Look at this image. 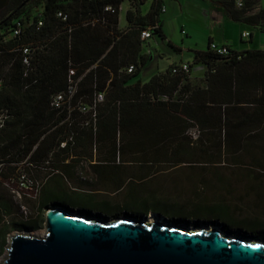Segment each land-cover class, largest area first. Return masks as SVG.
Listing matches in <instances>:
<instances>
[{
    "label": "trees",
    "instance_id": "1",
    "mask_svg": "<svg viewBox=\"0 0 264 264\" xmlns=\"http://www.w3.org/2000/svg\"><path fill=\"white\" fill-rule=\"evenodd\" d=\"M124 1L9 0L4 8L0 256L11 232L38 228L45 220L44 209L53 205L79 207V213L88 215L117 208L113 214L156 212L197 226L202 220H218L234 229H242L237 224L250 218L256 221L251 226L259 228L253 233L264 235L260 175L251 170L237 181L221 167L224 162L249 160L251 169H264V49L230 48L227 55L209 47L196 50L193 65H206L197 81L191 80L192 72H172L173 64L142 82L140 74L148 60L144 52L148 39L142 38V31L150 28L153 36L166 39L161 1L153 0L144 12L147 0H130L122 27ZM243 1V7L237 0L220 3L232 20L264 30L261 0ZM108 5L113 10H106ZM59 10L68 13L67 20L57 16ZM39 21L43 25L38 26ZM17 28L20 33L14 35ZM23 45L32 48L30 65L23 63ZM131 64L135 68L129 72ZM59 93L65 98L55 107L52 101ZM195 127L197 139L188 134ZM81 159L96 161L91 164L96 178L78 177L83 187L71 189L68 179ZM202 163L216 167L198 165ZM203 168L212 169L216 180L212 190L198 193L197 187L208 185L198 177L196 195L186 197L183 181ZM22 176L33 182L43 178L36 209L23 222L14 219L13 202L2 189L5 182ZM221 187L229 189V196ZM234 192L239 197H231ZM21 213L29 217L27 211Z\"/></svg>",
    "mask_w": 264,
    "mask_h": 264
},
{
    "label": "water",
    "instance_id": "2",
    "mask_svg": "<svg viewBox=\"0 0 264 264\" xmlns=\"http://www.w3.org/2000/svg\"><path fill=\"white\" fill-rule=\"evenodd\" d=\"M154 214L108 220L49 206L45 235L16 232L0 264H264V241Z\"/></svg>",
    "mask_w": 264,
    "mask_h": 264
},
{
    "label": "crops",
    "instance_id": "3",
    "mask_svg": "<svg viewBox=\"0 0 264 264\" xmlns=\"http://www.w3.org/2000/svg\"><path fill=\"white\" fill-rule=\"evenodd\" d=\"M152 1L147 0L142 6L144 12L149 10ZM220 1L167 0V11L161 14V28L166 39L159 36L148 39L144 49V52L148 54L146 66L142 69L144 75L151 79L153 75L166 71L173 64L191 62L194 60L195 51L207 49L212 41L227 44L237 51L264 49V42L260 43L261 40L264 41V30L261 31L263 37L257 42L259 46H246L244 40L246 37L243 36V33L249 31L251 33L250 42L253 43L255 35L245 23L232 20ZM123 3L127 4V12L131 7V2L125 0ZM261 3L264 7V0H261ZM120 25L126 26V16L124 24L120 23ZM183 31L185 32L183 33ZM169 41L179 47L180 51L174 50ZM184 52H189L191 56H183ZM200 73L194 72L192 78L199 76Z\"/></svg>",
    "mask_w": 264,
    "mask_h": 264
},
{
    "label": "rangeland",
    "instance_id": "4",
    "mask_svg": "<svg viewBox=\"0 0 264 264\" xmlns=\"http://www.w3.org/2000/svg\"><path fill=\"white\" fill-rule=\"evenodd\" d=\"M6 6H4L3 8L0 9V17L5 13L4 8ZM126 8H127V4L123 3L122 11H121V14H120V23L121 24H124V21H125ZM249 27H250L251 31L253 32V34L255 35V39H254V43H253V42H250V40H251L250 37H246L244 39L245 42H246L245 45L246 46H249V45L257 46L258 45L257 42L259 41V39L261 40V37H263L262 32H261L262 30L258 29V28H255L253 26H249ZM261 42H264V41L261 40L260 43ZM199 46H200V44H199ZM260 49H263V48H260ZM183 56H185V57L186 56H191V54L189 52H184ZM140 78L144 82H148L150 80L149 77L144 75L143 70L141 71ZM195 78H192L191 80L192 81H197L198 79H200V77H197V76H195ZM2 117H3V114H0V120L2 119ZM25 161H23L22 163H25ZM248 161L249 160H246L243 164L224 162L222 165H225V166H221V167H226L225 171L227 173H229V174H233L236 179H239L237 181L245 179L247 176H249V173L252 170V173H254L256 175H260L262 181L264 182V169L259 168V169H254L253 170V169H251L252 165L248 164L249 163ZM42 165H44V164H41V166ZM198 165H202V167H210V168L216 167L215 166L216 164H203L202 163V164H198ZM212 169L209 170V169H204L203 168L202 170H200L198 172L195 171V174L190 175L193 178L187 177L186 182L183 181L181 186H184L185 189L187 190V191H185L186 197L195 196L196 195L193 192V189H195V185L196 184L197 185L200 184L198 177H200L202 182L205 180L208 183V185H205V184L202 183V186H201L202 189H201L200 186L197 187V189L198 188L200 189L198 193H201V192L203 193L204 191L210 192V190H212V188H210V186H211V184L215 183V181H216L215 179L212 178V172H211ZM41 171L45 172V169L44 170H40L39 171L40 174H41ZM253 171H255V172H253ZM87 173H88V175H90L92 177V179L96 178V174L94 173V171L91 168L87 170ZM28 177L29 176H27L25 179H23V176L20 177V179L24 181L23 183L20 182V179L19 180L14 179L13 181H11V183L5 182L4 183V187L2 188L4 190V192L6 193L8 199L12 200V202H13V208H14V211H15L14 214H13L14 219L18 220V221H22V222L23 221H28L30 219V214L34 213V210L36 209L35 201L39 197V189H40V186L43 183V178L41 179V178L37 177L36 180L33 182L32 180L28 179ZM18 181L20 182V184L19 183L17 184ZM68 184H69L71 189H73V188H78L79 189L82 186L81 182L78 179L76 171L74 172L73 177L71 178V180L68 179ZM170 185L171 184H169L168 187ZM237 187H239V186H237ZM177 188H179V187H177ZM233 189L236 190L235 188H233ZM220 191H222L225 196H229V193H230L229 189H224V188L221 187ZM233 194H235V195H232L231 197H239V194L237 192H234ZM102 195H105V197H107L109 194H102ZM237 200H239V199H237ZM236 202H238V201H236ZM66 208L71 210V211H73V212L79 213L78 212L79 211V207H74V206L68 205ZM21 209L27 211L29 217L28 216L25 217V215H27V214L23 215L24 213H21ZM113 210H120V209L119 208H117V209H100V211L102 212L103 215H98V213L96 212V213H93L92 215H89V216H93V217H96V218L103 217V218H107L108 220H114L116 218L123 217V216L124 217H127V216L136 217L138 219H141V218L144 217L143 215L138 216V215H134V214H122V213L121 214H116V213L113 214ZM118 212H120V211H118ZM80 214L88 215L86 213H80ZM45 215H46V209H44V216ZM168 220L170 222L177 223V224H185L183 222H175V221H172L170 219H168ZM239 220H241V219H239ZM45 221H46V216H45V220L42 222V224H40L38 226V228H36V229H23V230L30 231L33 234H36L38 236H43L46 233ZM206 221L207 220H202V223H200V225H198V226H202V225L203 226H212V227H216L217 226L218 228H220L223 231H226L229 234L240 235V236H243L245 238L252 239V240L264 241V235H261L262 237H259V236H257L258 234L253 233V231H256L259 228H253L251 226V224H254V222H256V221L255 220H251L250 218H244V220H241L237 224L244 230L238 229V228H235V229L231 228V227L225 225L224 222H221V221H218V220H210V221H207V222ZM187 225H191V226H194V227L197 226V225H195L194 222H190ZM19 231L20 230H14L13 232L10 233L9 238H8L7 247L9 246V243H10V237L12 235H14L16 232H19ZM6 255H7V251L5 250V252L0 256V262L6 257Z\"/></svg>",
    "mask_w": 264,
    "mask_h": 264
},
{
    "label": "built area",
    "instance_id": "5",
    "mask_svg": "<svg viewBox=\"0 0 264 264\" xmlns=\"http://www.w3.org/2000/svg\"><path fill=\"white\" fill-rule=\"evenodd\" d=\"M161 1V12L164 13L167 11V0H159ZM237 6L238 7H243L244 5V1L243 0H237ZM106 10H113V7L108 5L106 6ZM57 16L62 18L63 20H67L68 19V13L64 12L63 10H59L57 12ZM43 25V21H39L38 22V26H41ZM185 31H183L184 33ZM20 33V29L17 28L15 29L14 31V35H18ZM251 35V33L249 31H245L243 33V36L244 37H249ZM142 38L144 39H149L153 36V32L150 28L148 29H144L142 31V34H141ZM230 46L227 45V44H219V43H216L214 41L210 42L209 44V49L218 53V54H221V55H227L231 52L230 50ZM21 52H22V55H23V63L25 65H30L31 63V54H32V48L31 46L29 45H23L22 48H21ZM134 65L131 64L129 67H128V71L129 72H132L134 70ZM206 70V65L205 64H202V63H199V64H194L191 62H182L180 64H175L173 67H172V72L174 73H179L180 71H183V72H201L203 73L204 71ZM74 91V87H70L69 89V93L72 94ZM65 94L63 93H59L58 95H56L54 98H53V101H52V104L55 106V107H59L61 104H62V101L64 100V97ZM170 97L169 96H163V99H169ZM103 99V93H100L98 95V100H102ZM91 107H89L90 109ZM82 110L83 111H86L87 108L86 107H82ZM188 134L190 136H192L193 139H197L199 137V130L198 128H192L188 131ZM94 162H96L95 160L94 161H91V160H87V159H81L77 164H76V167H75V170H76V174L78 175V177L80 179H83V180H92V177L90 175H88L87 173V170L91 168V164H93Z\"/></svg>",
    "mask_w": 264,
    "mask_h": 264
},
{
    "label": "bare ground",
    "instance_id": "6",
    "mask_svg": "<svg viewBox=\"0 0 264 264\" xmlns=\"http://www.w3.org/2000/svg\"><path fill=\"white\" fill-rule=\"evenodd\" d=\"M149 217H150V221H156V220H159V219L156 217V215L154 214V212L150 213Z\"/></svg>",
    "mask_w": 264,
    "mask_h": 264
}]
</instances>
